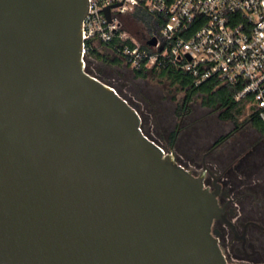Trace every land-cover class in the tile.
<instances>
[{
    "label": "water",
    "instance_id": "water-1",
    "mask_svg": "<svg viewBox=\"0 0 264 264\" xmlns=\"http://www.w3.org/2000/svg\"><path fill=\"white\" fill-rule=\"evenodd\" d=\"M86 10L0 0V264H230L212 228L229 224L219 184L205 187L86 73Z\"/></svg>",
    "mask_w": 264,
    "mask_h": 264
},
{
    "label": "built area",
    "instance_id": "built-area-1",
    "mask_svg": "<svg viewBox=\"0 0 264 264\" xmlns=\"http://www.w3.org/2000/svg\"><path fill=\"white\" fill-rule=\"evenodd\" d=\"M135 10L154 17L157 36L133 35ZM81 33L84 62L112 48L130 70L172 65L196 84L214 78L238 87L235 99L249 98L264 122V0H87Z\"/></svg>",
    "mask_w": 264,
    "mask_h": 264
},
{
    "label": "flooded vegetation",
    "instance_id": "flooded-vegetation-1",
    "mask_svg": "<svg viewBox=\"0 0 264 264\" xmlns=\"http://www.w3.org/2000/svg\"><path fill=\"white\" fill-rule=\"evenodd\" d=\"M243 128L233 124L226 135L212 140L201 156L200 171H187L193 176L203 173V184L210 191L215 184L220 186L216 199L229 224L214 220L212 228L217 231L225 260L230 264H264V142L248 146L244 138L237 139L244 134ZM250 129L264 138L252 126ZM227 139H232L233 145L225 155Z\"/></svg>",
    "mask_w": 264,
    "mask_h": 264
},
{
    "label": "rangeland",
    "instance_id": "rangeland-1",
    "mask_svg": "<svg viewBox=\"0 0 264 264\" xmlns=\"http://www.w3.org/2000/svg\"><path fill=\"white\" fill-rule=\"evenodd\" d=\"M142 36V27L135 25L134 32ZM131 33V34H132ZM140 41V40H139ZM109 58V51L98 49ZM103 77L107 83L114 85L116 90L128 98L140 117V127L150 139H153L165 153L171 152L176 161L186 170L194 173L200 171L202 154L209 148L212 140L226 135L233 129V124L218 119V111L203 104V95L192 97L182 111V92L177 84L157 75L147 73L145 77H135L129 74L124 62L121 64H105ZM242 138L247 145L264 142V138L251 131L248 124L243 125ZM177 131L175 141L169 146L168 136ZM252 143H250V142ZM233 140L227 139L223 146L224 154L231 149ZM208 159V158H207ZM208 161V160H207Z\"/></svg>",
    "mask_w": 264,
    "mask_h": 264
},
{
    "label": "trees",
    "instance_id": "trees-1",
    "mask_svg": "<svg viewBox=\"0 0 264 264\" xmlns=\"http://www.w3.org/2000/svg\"><path fill=\"white\" fill-rule=\"evenodd\" d=\"M153 20H155L154 17L150 14H147L146 12H142L140 10L134 11V26H141L147 30L146 34L157 36L158 31L152 25ZM110 50L111 52L108 54L109 58L103 55L97 49H91L87 54H85L86 73L109 85L111 84L101 79L104 78L103 68L101 65H119L122 63V60L118 57L116 50L112 48H110ZM132 72L135 77H145L147 73H150L157 75L158 77L166 78L173 84H177L183 94L182 105L178 109V113L180 115L186 104L191 101L193 96L202 94L203 104L209 108L217 110L219 120L230 122L239 127L248 124L255 128L258 132L264 134V122L258 118L254 106L249 105V98H243L239 100L235 99V95L239 90L238 87L221 83L214 78L207 79L200 84H196L195 79L192 78L189 73L184 72L172 65H161L158 67L153 66L150 69L132 70ZM111 86L114 87V85ZM114 88L116 89V87ZM118 94L134 108L128 98L124 97L119 92ZM142 132L145 136H147V138H149L148 135L144 133V131ZM176 133L177 131L174 130L169 134L167 139L169 141V146L173 145L176 138ZM150 140L154 141L153 139Z\"/></svg>",
    "mask_w": 264,
    "mask_h": 264
}]
</instances>
